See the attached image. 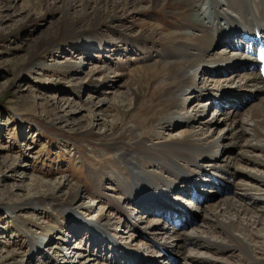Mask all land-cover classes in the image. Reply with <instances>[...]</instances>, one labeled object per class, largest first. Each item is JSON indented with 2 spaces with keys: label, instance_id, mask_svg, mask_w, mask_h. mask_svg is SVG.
<instances>
[{
  "label": "rangeland",
  "instance_id": "rangeland-1",
  "mask_svg": "<svg viewBox=\"0 0 264 264\" xmlns=\"http://www.w3.org/2000/svg\"><path fill=\"white\" fill-rule=\"evenodd\" d=\"M64 10L60 0H0V252L16 253L13 261L0 259V264H245L239 251L215 248L219 243H229L218 227L207 222L208 219H201L204 213L210 212L204 210L201 213L199 208L205 203L214 205L226 199L230 206L240 204L247 210L246 216H241L244 226L253 222L254 213L264 219V188H253L247 176L264 178L263 165L249 161L264 162V154L246 146L251 140L249 134L242 136L240 144L243 145L240 147L234 145L224 154H218L221 161L217 162L216 168L197 158L192 162L201 166L206 163L201 170L191 167V162L186 166L182 163V167L191 171L188 177L191 183L185 188L164 173L159 165L144 163V167L155 172L160 179L176 182L174 190L162 193L164 198L154 192L155 198L151 199L145 192L143 197L150 200L146 210L129 202L124 188L118 186L112 176V171L117 169L112 155L101 153L98 157L88 144L68 139H86L89 135L108 133L119 125L121 114L135 116L138 113L132 90L144 84L146 74L139 77L137 83L128 80L132 78L125 74L152 62L159 64L167 58L166 50L171 48L164 43L147 42L142 37L151 25L162 29V36L168 31H177V21L163 10L155 9L149 15L128 10L114 23L105 16L77 18L75 10L65 34L61 29L65 21ZM120 32L123 35L119 37ZM97 35H103L106 40L111 38V43L102 45L101 51L86 42ZM39 44L45 46L38 52L37 65L34 66L29 64V57ZM224 46L226 52H221L219 49ZM85 47L89 49L85 50ZM232 51L219 42L211 53L224 57L230 56ZM98 68L107 69L104 74L108 82L99 81L102 83L99 88H87L91 80H95L92 70ZM230 71L227 68L224 74L206 73L198 81L200 85L201 82L206 85V92L179 97L180 104L186 102V105L181 104L178 112L194 120L201 116L204 121L213 122L229 110L237 109L239 119L246 126L249 107L256 102L252 95L244 93L243 96L239 89L244 86L240 79L243 71L232 76ZM222 88L226 89L224 93ZM217 91H220L219 98L208 95ZM117 93L129 94L127 108H118L114 98ZM227 100L235 103L229 104ZM67 103H72V108H68ZM160 115L158 113L157 117ZM63 116L66 119H58ZM223 129L221 123L213 130L196 123L186 127L157 123L148 131L153 133L152 143H161L181 138L184 131H191L195 137L220 138L226 134ZM229 162L231 167L227 166ZM103 164L108 170L102 171L104 176L100 179L95 177L94 182L98 181L94 183L90 170H100ZM226 167L244 175L230 177L221 173L220 170ZM122 170L128 174L125 166ZM33 180L56 186L65 183V187L62 185L48 201H53L51 208L54 209L61 202L72 205L82 216L77 229L83 233L68 236L70 232L64 226L73 218H65L58 209L53 212L47 203L35 207L23 205L33 194ZM201 184L204 193H197L195 188L202 187ZM97 186L100 196L95 189ZM155 189L165 187L160 184L158 188H150ZM258 189L260 191H256ZM111 203L116 206L112 207ZM157 206H164L169 215H173L172 209L176 207L180 210L186 208L196 216L190 214L188 223L184 215L166 222L160 213H156L158 208L153 211ZM101 216H105L102 224L109 229L107 235L96 233L95 227L89 224L82 227L84 220L95 221ZM126 217H130V221ZM176 221L181 222L180 226L175 224ZM250 228L264 238V221ZM173 231L184 233L188 238L181 243L182 251L177 256L167 247L175 242L171 239ZM26 235L34 240L29 241ZM67 236L70 239L65 245ZM107 239L118 248H111ZM95 243L97 247H94ZM32 245H40L42 253L32 250ZM128 254L133 256L128 258Z\"/></svg>",
  "mask_w": 264,
  "mask_h": 264
},
{
  "label": "bare ground",
  "instance_id": "bare-ground-1",
  "mask_svg": "<svg viewBox=\"0 0 264 264\" xmlns=\"http://www.w3.org/2000/svg\"><path fill=\"white\" fill-rule=\"evenodd\" d=\"M39 2L40 1H38V3ZM60 2H62L65 8V21L62 23L63 25L61 27L65 34L69 31L68 29L70 27L68 25L72 21L70 18L71 13L75 10L77 18L84 19L87 17L94 18L96 16H105V18L109 17V19H111L110 23L117 22L120 19V14L128 10L136 12L141 11L142 13L144 12V15L152 14L154 9L163 10L167 15H172L178 23L177 31H168L163 34V36L161 33L162 29L151 25L149 30L145 32L144 37H142L147 42L164 43L167 48H171L170 50H166L165 55L167 58H164L159 64L152 62L147 66L143 65L135 70L132 69V72H126L127 74H125L129 78H132L128 80L135 83H137L139 77H144L146 74L143 79L144 84L132 90L133 104H135L134 107H138L135 109L138 110V113L135 116H133V114H121L119 125L115 129L111 128L108 133L106 132L99 136H85L86 139L76 137L68 138L77 143L88 144L89 148L94 150L98 157H100L101 153L113 156L117 169H115L114 172L112 171V176L119 184L118 186L124 188L123 191L126 193L129 202L133 204L136 203L138 207L146 210L150 200L147 201L143 197L145 196L143 195L145 192H148V196L151 199L155 198L154 192L161 198H164L163 194L171 192L176 187L175 181L160 179V176L155 172L146 169L143 165L144 163L154 166L159 165L164 173L181 183V186L183 185L182 187L185 188L191 183L188 179L191 171L182 167V163L186 166L191 162V167H197L201 170L206 163L201 166L197 162H192L197 158V160L202 159L204 162H208V164H213L211 167L216 168L217 162H219V160L221 161V158L218 156L221 153L224 154L225 151L234 147V145H239V147L243 145L240 144V141L245 134H249L251 138L250 141H247L246 146L257 149L264 154V86L261 84L260 77L256 71L255 61L249 53L250 47L252 46L250 36H252L253 29L261 31V29L264 28V0H60ZM143 31H145V29L142 27L141 32ZM249 33L251 35L245 43L241 39L245 38L244 35L246 36ZM122 35L123 33L120 32L118 36L120 37ZM97 36L98 37L93 38L91 41L86 40V42L90 43L92 47L95 45V49L100 51L103 49L102 45L111 43V38L106 40L103 39V35ZM216 39L219 40L222 45L225 44L227 47H230L231 50H234L231 52L230 56L217 57L211 53L212 49L219 45ZM132 40L137 39L133 38ZM239 44H241L240 48ZM44 46V44L37 45L36 52L33 54L31 53L29 57V64L34 66L37 65L38 52L41 51ZM106 46L103 47L105 48ZM244 47L248 49V53L243 51ZM225 48L224 46L219 50L221 52H226V50H224ZM87 49L89 48L85 47V50ZM227 68L231 70L230 76L236 74L239 70L243 71L240 79L244 83V86L239 89L243 96H245L244 93L248 94V96L252 95L256 102L249 107L248 126H245L239 119L240 113L237 109L229 110L222 115L223 117L221 119L213 122L204 121L201 116L194 120L178 112L180 111L181 104L186 105V102L180 104L179 97H184L186 94H192L194 96L198 94L203 95V93L206 92V90L204 91L206 85L202 82L200 85L198 81H201L202 78L206 76V73L224 74ZM106 70L105 68L92 70V77H95V80L92 79L91 84L88 85L87 88H99L102 83L108 82L104 74ZM99 81L102 83H98ZM140 83L142 82L140 81ZM225 91L226 89L222 88V92L224 93ZM219 92H215L214 95H208H211V98H217ZM128 96V93L114 94V98L117 99L118 108H127ZM227 101L229 104L235 103V101L232 100ZM214 103L219 104L216 101ZM68 105V108H72V103ZM98 109L101 110L102 108L99 107ZM158 113H161L160 117H157ZM94 116L97 117V114ZM63 118L66 119L65 116L58 117L59 120ZM157 123L166 126H171L172 124L183 125L184 127L196 123L209 130H213V128H216L219 123H221L224 125L223 130H225L226 134L220 138H201L195 137L196 135H193L191 131H184L181 138L169 139L161 143H152L153 140H151V138L153 137V133L148 130L152 127L154 128V125ZM249 161L261 166L263 165L264 167V162L262 161L256 159H251ZM230 163L231 162L227 165L228 167H231ZM124 166L128 174L123 172L122 169ZM6 168L9 169V167ZM99 168L100 170H90V176L93 178V182L95 177L100 179L104 176V174H101L102 171L108 170V167L104 164ZM220 172L227 175L229 174L230 177L239 174L241 176L244 175V173L236 169L231 170L227 167L221 169ZM124 174H126L128 178H126ZM247 176L250 182H252L253 188H264L263 177L252 174ZM204 183H207V181ZM160 184H162L165 189L150 190V188H158ZM62 185L65 187V183H59L56 186V184L53 185L52 183L33 180V194L23 205L35 207L39 205V203H47L48 208L53 210V212L58 209V212H62L65 218L75 219H72L69 223H65L64 227H68L66 231L70 232L69 234L67 233L68 236H74V233L81 234L83 232L77 229V226L78 222L82 221L80 218L82 216L77 214V210L72 205H64L62 202L58 203V206L54 209L51 208L53 201H48V199H53V195L58 192L59 189L61 190ZM201 185L202 187L198 186L197 189L195 188L197 193H204L202 189L203 184ZM95 189L99 194L98 196H100V188L97 186ZM256 191H260V189ZM206 199L207 197L205 200ZM260 199L261 198H258V200ZM238 202L240 203V201ZM111 206L114 207L116 204L111 203ZM157 208L158 211H156V213H160L162 215L161 217H164L163 220L166 222L171 219L175 220L179 216L184 215L187 217L186 223H188L190 221V214L195 215V213L186 210V208H181V211L175 207L172 209L173 215L166 213L167 211L164 206L153 207V211ZM199 209L201 213H204V210L210 212L209 214L204 213L201 219H208L207 222L209 221L214 227H218L220 233L229 243L228 245L219 243V246H214L215 248H233L239 251L243 260L242 263L244 262L245 264H264V238L256 235L252 231V228H250L251 226L260 225L261 222L264 221L259 213H254L253 222L251 221L249 226H244L241 222V216H246L247 210L240 206V204L232 207L228 204L226 199H222L214 205L205 203L204 206H201ZM117 211L121 212L122 210L117 209ZM104 218L105 216H101L99 220L95 221L83 219L84 222L82 227L85 228V224H89V226L95 227L96 233L99 232L105 236L109 229L106 225L102 224V221L105 220ZM126 218L130 221V217ZM132 226H134V223H132ZM164 226L162 227L164 228ZM155 227L152 231L155 230ZM172 235L171 239L175 242L173 245L168 244L167 247H170L169 250L172 254L177 256L180 251H182L181 243L184 239L185 241L188 240V238L184 236V233L178 231H173ZM68 236L67 239L64 240L65 245L70 239ZM26 238L31 242L34 240L30 235H26ZM101 242L103 241L101 240ZM96 244L97 243L94 244V247L98 246ZM107 244L111 248H118V245L111 240L107 239ZM164 245L165 243H163V246ZM32 246V250L42 253V247L40 245ZM15 254L0 252V259L2 261L11 262L14 260ZM132 256V254H128V258ZM59 257L63 256L59 255ZM160 257L162 258L164 256ZM81 264L85 263L82 262Z\"/></svg>",
  "mask_w": 264,
  "mask_h": 264
}]
</instances>
